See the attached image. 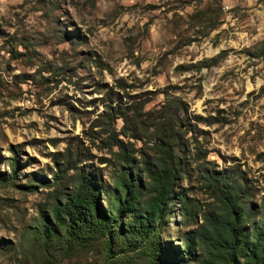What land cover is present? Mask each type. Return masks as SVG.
<instances>
[{
	"label": "rangeland",
	"instance_id": "1",
	"mask_svg": "<svg viewBox=\"0 0 264 264\" xmlns=\"http://www.w3.org/2000/svg\"><path fill=\"white\" fill-rule=\"evenodd\" d=\"M205 8L212 13L193 14ZM263 44L264 0H0V170L9 172L8 144L22 142L14 180L34 184L30 172L50 178L52 153L78 143L86 156L78 165L109 182L115 147L101 141L105 102L145 98L143 117L177 98V115L198 128L184 132L188 158L198 145L202 161L216 168L239 164L257 201L264 188ZM110 124L118 130L121 117ZM122 137L151 152L152 139ZM195 173L176 181L194 217H183L173 199L158 235L163 254L173 256L180 233L211 200ZM45 189L0 187L8 202L0 207V238L8 240L0 264H26L25 227ZM16 242L22 245L13 250Z\"/></svg>",
	"mask_w": 264,
	"mask_h": 264
},
{
	"label": "trees",
	"instance_id": "2",
	"mask_svg": "<svg viewBox=\"0 0 264 264\" xmlns=\"http://www.w3.org/2000/svg\"><path fill=\"white\" fill-rule=\"evenodd\" d=\"M207 12L212 13L205 8L193 14L201 19ZM144 99L104 104L108 120L104 128L106 136L101 141L109 149L115 147V165L106 183L87 170L85 162L78 165L86 159L78 143L59 155L52 153L50 178L32 171L30 176L36 183L31 180L17 183L14 178L22 142L8 144L9 172L0 170V187L10 185L28 191L37 185L46 187L43 200L37 205L35 221L25 227L31 255L23 256L24 262L264 264V188L259 199L253 201V186L239 164L216 168L202 161L204 151L198 145L194 146L193 159L188 158L183 135L198 128L177 115L180 100L165 98L141 117ZM116 116L122 119L118 130L110 124ZM119 134L144 138L143 142L152 139L148 145L151 152L144 150L145 143L135 147L131 140ZM136 151L140 153L137 157ZM192 160L194 165L190 166ZM191 168L211 200L205 202V208H197L200 221L180 233L173 256L166 255L158 235L161 223L173 209V199L181 201L183 217H194L191 199L176 188L177 179ZM69 169L73 170L68 172ZM5 203L8 202L0 198V207ZM7 243L8 240L0 238V247L5 248ZM11 244L12 249L22 245Z\"/></svg>",
	"mask_w": 264,
	"mask_h": 264
}]
</instances>
